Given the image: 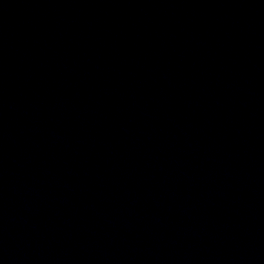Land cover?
Masks as SVG:
<instances>
[{
  "label": "water",
  "instance_id": "obj_1",
  "mask_svg": "<svg viewBox=\"0 0 264 264\" xmlns=\"http://www.w3.org/2000/svg\"><path fill=\"white\" fill-rule=\"evenodd\" d=\"M0 210L264 264V0H0Z\"/></svg>",
  "mask_w": 264,
  "mask_h": 264
}]
</instances>
